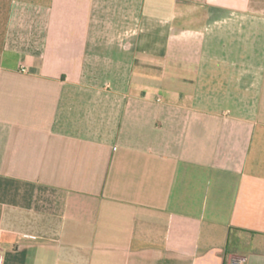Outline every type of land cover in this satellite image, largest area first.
<instances>
[{
	"label": "crops",
	"instance_id": "1",
	"mask_svg": "<svg viewBox=\"0 0 264 264\" xmlns=\"http://www.w3.org/2000/svg\"><path fill=\"white\" fill-rule=\"evenodd\" d=\"M0 255L264 264V0H0Z\"/></svg>",
	"mask_w": 264,
	"mask_h": 264
},
{
	"label": "built area",
	"instance_id": "2",
	"mask_svg": "<svg viewBox=\"0 0 264 264\" xmlns=\"http://www.w3.org/2000/svg\"><path fill=\"white\" fill-rule=\"evenodd\" d=\"M20 238H27V236H20ZM0 264H4L3 257L0 255Z\"/></svg>",
	"mask_w": 264,
	"mask_h": 264
}]
</instances>
